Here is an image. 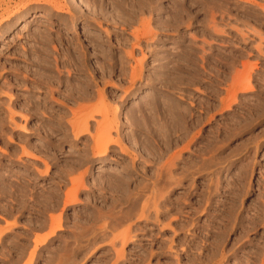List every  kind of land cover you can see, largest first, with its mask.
<instances>
[{
	"label": "rangeland",
	"instance_id": "obj_1",
	"mask_svg": "<svg viewBox=\"0 0 264 264\" xmlns=\"http://www.w3.org/2000/svg\"><path fill=\"white\" fill-rule=\"evenodd\" d=\"M9 15L0 264H264V0H40Z\"/></svg>",
	"mask_w": 264,
	"mask_h": 264
},
{
	"label": "bare ground",
	"instance_id": "obj_2",
	"mask_svg": "<svg viewBox=\"0 0 264 264\" xmlns=\"http://www.w3.org/2000/svg\"><path fill=\"white\" fill-rule=\"evenodd\" d=\"M34 1H36V2H40V0H23L22 2H21V4H18V5H16L15 7H13L14 8V10L15 9H21V7L22 6H24V5H26L28 2L29 3H31V2H34ZM16 2V0H9L8 2H4V3H0V7H1V4H5L6 5V7L4 8V9H2L1 10V8H0V16H2V20L0 19V24H2V22H4L6 19H8V17H10V13L11 12H13V8H11L12 7V5L14 4ZM137 32V31H136ZM139 36V35H138ZM143 36V35H142ZM136 38V37H135ZM142 38V37H141ZM131 54V53H130ZM138 60V59H137ZM138 62H139V60H138ZM243 93H245V92H243ZM121 110L120 109H118V108H115V110L113 111V114H112V116H113V118H115V115L117 114L118 115V113L120 112ZM99 115H101L102 116V118H103V120H109L110 119V116H109V110H106V109H104V110H102V111H100L99 112ZM94 114H92V115H90L85 121H84V123H85V127L83 128L82 126V130H87V126H88V119H93L94 118ZM102 121V120H101ZM112 121V120H111ZM84 123L82 122V124L84 125ZM119 124V123H118ZM117 123H110L108 126H107V128H105V129H100V132L98 133L99 134V137L97 138V139H100L101 140V138L105 141V146L103 147V149L99 152V154H101V155H104L106 152H108V150L110 149V146L111 145H116L117 144V140H114L113 138H111V136L110 135H112L111 134V131L113 130H115L114 128L118 125ZM79 125H80V123H79ZM99 126H100V124H99ZM98 126V127H99ZM89 129V128H88ZM97 137V136H96ZM113 137V136H112ZM119 142V141H118ZM179 156V155H178ZM173 165V164H172ZM57 228H59V226H54L53 228H52V231H50V233H49V236L50 235H53L54 233H55V231L57 230ZM36 243H38V242H41L42 244H44L45 242H46V238H41V237H36Z\"/></svg>",
	"mask_w": 264,
	"mask_h": 264
},
{
	"label": "crops",
	"instance_id": "obj_3",
	"mask_svg": "<svg viewBox=\"0 0 264 264\" xmlns=\"http://www.w3.org/2000/svg\"><path fill=\"white\" fill-rule=\"evenodd\" d=\"M11 224V223H10ZM9 223H8V225H10ZM42 236H44V235H40V237H42Z\"/></svg>",
	"mask_w": 264,
	"mask_h": 264
}]
</instances>
